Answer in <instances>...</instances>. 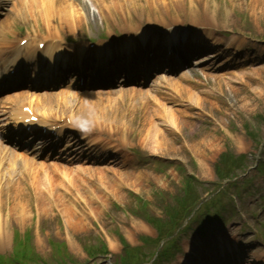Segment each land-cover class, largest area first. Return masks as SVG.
<instances>
[{
  "label": "rangeland",
  "instance_id": "374dc122",
  "mask_svg": "<svg viewBox=\"0 0 264 264\" xmlns=\"http://www.w3.org/2000/svg\"><path fill=\"white\" fill-rule=\"evenodd\" d=\"M83 1L86 2V7L80 6L73 0V9L80 16L85 11L91 12L93 6H95V2H97V0ZM108 1L105 3L107 4ZM147 1L138 0L139 4L143 2L148 3ZM148 5L149 8L145 6L132 7L127 16L121 14L118 19L110 17L111 21L103 24L100 22H96V24L92 23V20H85L89 24L87 27L86 25H78L75 27L70 26V28L74 32L86 33L96 32L100 27L101 29L103 27L110 28L111 26L118 28L120 24L125 22L146 21L149 17L155 15L152 9L153 6H150V3ZM221 8L222 10H226V12L230 10L235 11L234 14L224 16V11L221 15L219 10H216L219 13L216 18L228 20V25L238 33L237 37H235L236 39H240L243 35L247 34L249 37L262 36L264 40V0H229V2L222 3ZM205 11L208 16H213L210 8L207 7ZM90 14L88 13V15ZM109 24L112 25L106 26ZM262 65L257 68L251 67L248 70L237 68L223 74L210 73L207 74V79L191 77V83L181 84L177 88L165 86L167 88H163L161 91L155 90L157 85L148 87L143 91L136 90V88H130V90L124 89V92L127 90L134 96L136 93V97H134L136 99L133 98L134 101L122 97L126 99L124 103L122 99H120L121 101L116 99V92L103 93L101 95L104 101L106 99L108 101V106H105L107 117L109 120L112 119L114 121H110L114 126H119V129H116V136H121L122 146L129 150L137 148L143 154L181 158L183 161L181 164H190L189 167L191 168L193 166L190 163L191 161L201 162V159L199 160L198 158L203 157L206 162L212 161L224 145L236 151L239 150V140L249 145V141L245 136V126L253 133L257 132L258 128L261 127L260 135L264 138V64ZM172 95L174 98L177 97L171 99ZM113 96L117 100V104L111 103L109 98ZM177 99H187V106L193 109L186 111L185 114L180 113L183 110L173 111L171 109V101ZM197 100L202 103L198 105ZM157 110L164 118L162 120H150V117L152 119L154 115L160 118ZM117 113L119 115L122 114L121 116L124 118L123 123L120 121V117L117 118ZM172 114L179 125L171 121ZM154 134L158 138L156 141L153 137ZM227 135L232 136L234 139L230 141L229 138H226ZM205 140L207 145H204ZM95 168L101 172L97 175L103 181L101 183L102 187H96V182L100 181L87 180L86 183L89 188L78 182L81 194H84L83 188H86V191L92 190L90 194L94 196V200L85 203L86 208L80 211V217L69 219L67 216L69 209H65V206H62L60 203L61 207H64L62 208L63 217L59 218L61 221L60 225H56L58 222L57 216L51 215L50 212L44 215L45 213L38 211V216H35L31 220L30 218L26 220L21 219L18 228L22 231L30 225L31 221H34L35 226L33 227L35 233L36 229H38L35 240L38 242L45 239L48 234H55L54 236L60 238L66 235L72 241H76L77 238L81 237L84 243L94 244L102 240L106 241L105 236H110L111 232L115 229H120L122 233L127 234L128 238L134 239L140 233L149 232L148 230L150 229L144 228L141 224H138L131 217H127V215H124L119 210L117 213L116 210L118 208L114 207V205L118 207L121 205L131 207V199L125 195H128L133 189V182L143 186L141 195L144 199L149 200V195L151 198L154 190L173 189L175 184H179L181 178L175 170L169 173L166 172L165 174L161 173L157 169V166L150 162L139 168L129 170H117L115 168L100 170L101 168ZM187 169L189 168L187 167ZM103 170L107 172H102ZM64 173L66 177L69 175L67 172ZM71 184L72 188H66V191L74 192L73 188L77 187V181L71 182ZM114 190L116 191L115 193ZM69 195L72 199L65 198V202L81 203V200L77 201L74 195ZM253 197V195H249L246 200L251 201ZM71 212L74 213V211ZM78 213L75 212V214ZM243 216L248 224L245 228L252 230V228L256 227L254 219H249L247 212H243ZM78 220L83 222V228L79 229V231H74L72 228H76ZM113 223L124 224L125 226L115 227L112 225ZM239 224L244 226L243 219L237 220L233 224V228H238ZM55 225L57 228H54ZM140 228L144 229L140 230ZM246 236L243 234V237ZM245 240L250 241L252 239L247 238ZM194 254H197V252ZM84 255L82 253V256L79 257L80 260H85ZM176 260L174 259L172 264H176Z\"/></svg>",
  "mask_w": 264,
  "mask_h": 264
},
{
  "label": "bare ground",
  "instance_id": "6f19581e",
  "mask_svg": "<svg viewBox=\"0 0 264 264\" xmlns=\"http://www.w3.org/2000/svg\"><path fill=\"white\" fill-rule=\"evenodd\" d=\"M155 1L156 2L161 1V3L163 2L164 4H160V3L157 4L156 3V7H153L154 10L160 9L161 11H165L168 8L181 9L183 7V3L180 0H165V1L155 0ZM105 2H106V0H99L98 5L95 4L99 8V15H100V18L102 19V21L109 19V18H106V16L107 17H114L117 19L120 18L121 14H125L127 16L129 13V9H131L132 7H136V6H145V3H146V2H143L142 4H139L138 0H109L107 2V4ZM147 2L150 3L151 5L153 3H155V2H149V1H147ZM78 4L83 6V7L87 6L86 2H84L83 0H79ZM51 5H52V0H45V1H42L40 3L39 9H32V7H30L28 12L30 14H32L35 17V19L43 18L46 21H52L55 19V17H57L59 19V21H65V22H73L74 23L77 20H79L80 22H76V23H83L85 21V17L77 15V13L72 9V7H71L72 2L71 1H69V2H66L65 0L60 1V3L58 4V8H59L58 15L59 16H54L52 14ZM189 6L191 8V11H193L195 8H197L198 3H194L193 1H190ZM114 8L117 10L115 11ZM72 13H75V14H72ZM81 15H86V13H83ZM88 18L92 20L91 21L92 23H95L96 20H98L97 17H93V16L88 17ZM153 25L154 24H143L142 26L143 27H154ZM124 43L126 44V43H128V41H124ZM43 56L47 57L49 60L52 58V55H50L49 53H44ZM35 70H38V68H35ZM99 94H102V93L98 92V94H95V101L91 100L92 94H89V93H82V94L72 93V94L68 95L72 101L70 99H68L67 97H65V95L63 97H60V100H57V98H55V97H50L48 99L49 100L52 99V101H49V100L48 101L52 104L51 108L55 112L58 111L55 108H62V110H60L61 113L64 112V110L67 112L71 111L73 113V114H71L73 117L81 119L82 121L89 120V121L95 122L97 124H99V122L103 123V124L108 123V121L114 122L112 119L109 120V118L107 117V109L105 106H108V101H104L102 95H99ZM120 96L124 97L121 93H120ZM77 97H79V98H77ZM122 101L124 103V102H126V99L123 98ZM201 103H202L201 101L197 100L198 105ZM114 104H116V103H114ZM73 105H76L74 109H72ZM0 106L4 107V105H1V104H0ZM147 107H148V105H147ZM157 113H158V111H157ZM121 115H119V113H117L116 116H117V118L120 117V119H121L120 121L123 123L124 118ZM171 119L170 120L173 123H177L173 114L171 116ZM150 120H152L151 117H150ZM109 127H112V126L109 125ZM114 129H119V126H115ZM153 137L155 138L154 139L155 141L158 139L155 136V134L153 135ZM204 145H207L206 140L204 141ZM32 172H34V171L32 170ZM31 177H32L31 181L33 183V186L35 188H37L38 183H37V180H36L35 175L33 173H32ZM70 181L75 182V179L72 177V178H70ZM132 188L137 193L142 194L143 186H140L137 183L133 182ZM115 192L116 191L114 190V193ZM36 195L38 196V191L36 192ZM55 198L63 206V204L61 202V198L59 195H57V193H55ZM254 259L257 260V258L255 256H254Z\"/></svg>",
  "mask_w": 264,
  "mask_h": 264
}]
</instances>
